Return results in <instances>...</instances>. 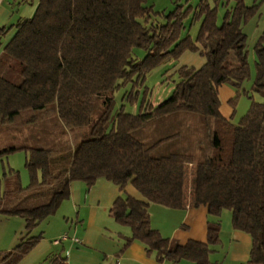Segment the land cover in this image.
<instances>
[{
	"label": "trees",
	"instance_id": "obj_1",
	"mask_svg": "<svg viewBox=\"0 0 264 264\" xmlns=\"http://www.w3.org/2000/svg\"><path fill=\"white\" fill-rule=\"evenodd\" d=\"M36 1L30 17L0 27V46L9 29L14 31L0 52V124L12 122L23 111H42L54 103L60 123L73 130L91 123L99 103L105 109L92 124L90 138L74 145L61 172L51 171L46 148L0 149V158L19 149L27 153L30 182L22 187L17 181L10 194L30 196L48 187L46 202L33 200L26 205L13 202L0 185V216L19 217L26 229L14 248L0 251V264H17L36 245L41 233L31 235V231L56 213L69 197L71 182L90 188L100 177L122 191L131 185L141 196L122 192L109 209L114 221L131 232L122 249L136 241L157 261L214 264L209 256L220 244V216L228 211L232 229L251 239L244 264H264V102L252 101L234 121L239 91L250 75L241 24L255 14L256 5L234 0L218 25L216 8L208 0L195 6L178 4L167 14L146 5L148 0ZM158 15L165 21L155 22ZM198 21L192 37L189 30ZM135 48L145 52L143 58L137 59ZM185 51H199L205 62L199 68H178L169 97L155 106L142 104L135 114L120 111L111 116L112 93L120 82L143 79L157 65L176 60ZM255 52L252 90L264 98V33L257 39ZM222 85L235 89V96L228 100L233 107L229 118L220 112ZM183 111L204 117L211 149L190 172L193 184L188 198L185 187L192 156L154 157L150 152L157 142L144 146L132 136L149 120ZM150 204L171 209L205 206L206 242L178 244L163 237L150 225ZM47 260L63 264L65 257L51 254Z\"/></svg>",
	"mask_w": 264,
	"mask_h": 264
},
{
	"label": "rangeland",
	"instance_id": "obj_2",
	"mask_svg": "<svg viewBox=\"0 0 264 264\" xmlns=\"http://www.w3.org/2000/svg\"><path fill=\"white\" fill-rule=\"evenodd\" d=\"M200 0H148L146 5H151L157 12L167 14L172 11L178 4L185 5L186 2L195 6ZM211 6L216 8L217 24L221 25L224 21L226 11H230L234 4V0H208ZM246 6L256 5L255 14L243 21L241 24L242 32L245 36L244 53L249 69V77L243 82L242 88L236 101V121L249 106L252 101L264 102L261 94L252 90L253 82L256 73V62L258 56L255 52V44L258 37L264 33V0H243ZM155 22H164L165 19L161 16L154 17ZM190 18L184 21L185 26L190 25ZM9 26V25H8ZM199 28V21L195 22L190 30L189 35L194 37ZM13 29H9L3 38L0 52L3 45L12 37ZM186 32H183L185 36ZM195 53V52H188ZM134 55L137 59L144 57L145 52L142 49L135 48ZM194 55V54H193ZM187 55H182L173 61L160 63L143 79L132 81L118 86L112 93L113 109L111 116H114L120 111L125 113H138L141 105L153 104L154 106L165 100L171 94V91L177 81L175 71L183 65L195 67V63L188 64L185 61ZM183 58V59H182ZM201 58L204 60L201 56ZM188 60V59H186ZM227 90H232L234 93L227 96ZM219 98L222 100L221 111L226 113L229 106L226 105L225 97H234L235 89L229 85H224V89L219 91ZM105 105L99 103L96 107L91 123L87 126L76 128L73 130L66 129L59 121L56 112L55 104L50 103L42 111L26 110L21 112L10 123L0 124V149L2 147H10L13 145H26L43 147L50 150L49 166L52 172H61L68 163V157L74 145H78L80 141L90 138V128L97 121L99 115L104 111ZM35 113V114H34ZM110 126V125H109ZM132 136L140 141L144 146L156 145L152 148L150 154L154 157L165 156L170 153L189 154L193 158L192 166H188V175L186 181V198L190 197L192 188L191 171L194 170L197 164L203 162L210 154V145L208 140V128L204 117L201 114L191 112H176L161 118L147 121L141 128L134 130ZM5 145V146H3ZM27 153L19 149L13 153L0 158V185L4 192L8 191V195L13 202L30 205L29 203L36 200L37 203L47 201V188L44 187L35 195L21 194V197L10 194L16 182L19 181L22 187H26L30 182L28 170L25 166V158ZM13 196V197H12ZM20 196V195H19ZM9 199H6L8 202ZM10 202V201H9ZM61 209L54 215L43 220L32 231L31 235H37L45 232V226L54 218L59 216ZM227 214V215H224ZM224 216L230 218L228 211H223ZM17 220L23 223L19 217H10L9 219L0 216V235L9 232L14 237V230L17 228V223H7L6 220ZM23 226V231H24ZM26 234V231L23 235ZM19 240L22 237L18 234ZM21 235V236H20ZM59 239V238H58ZM18 240V241H19ZM14 242L12 245H16Z\"/></svg>",
	"mask_w": 264,
	"mask_h": 264
},
{
	"label": "crops",
	"instance_id": "obj_3",
	"mask_svg": "<svg viewBox=\"0 0 264 264\" xmlns=\"http://www.w3.org/2000/svg\"><path fill=\"white\" fill-rule=\"evenodd\" d=\"M19 2L20 0H2L0 27L13 25L19 18L32 15L37 1L34 0L31 4ZM188 52L190 51L183 52L180 58L182 55H187L184 56L186 63H195V67L183 66L199 68L204 64L205 59L201 58L199 51L193 53L194 55ZM222 89L224 85L219 87V91ZM227 92L229 93L227 96L234 93L232 90ZM230 98L232 97H225L224 103L229 106L226 113H222L220 109L222 115L227 118L233 111V107L228 102ZM222 103L220 98V108ZM122 192L141 198L131 185H126L122 191L119 186L103 177L98 178L90 188H87L83 182H71L69 197L58 208V210L61 209L60 215L54 217L45 226L46 233H41V239L17 264H49L47 257L51 254H60L65 257L63 264H171L166 259L157 261L153 254H147L143 245L136 241L122 249L125 238L131 234L130 229L116 223L109 213L114 200ZM148 212L151 227L173 243L185 244L189 240L199 242L207 240L208 218L206 207L203 205L198 207L187 205L184 209H171L150 204ZM6 221L17 223V228L12 232L14 237L10 232L9 236L0 235V251H9L14 248L16 245L12 243L19 242L18 234L23 237L26 231L25 227L23 231L24 221L23 223L11 219ZM63 235H67V239L56 242ZM219 235L220 244L213 247L209 256L211 262L244 264L250 251V236L233 230L230 218L228 216L223 218V212L220 216ZM175 264L194 263L182 260Z\"/></svg>",
	"mask_w": 264,
	"mask_h": 264
},
{
	"label": "built area",
	"instance_id": "obj_4",
	"mask_svg": "<svg viewBox=\"0 0 264 264\" xmlns=\"http://www.w3.org/2000/svg\"><path fill=\"white\" fill-rule=\"evenodd\" d=\"M2 3V0H0V4ZM67 239V235H63L61 236L58 240H56V242H59L61 240ZM74 241H77V239L73 238Z\"/></svg>",
	"mask_w": 264,
	"mask_h": 264
}]
</instances>
